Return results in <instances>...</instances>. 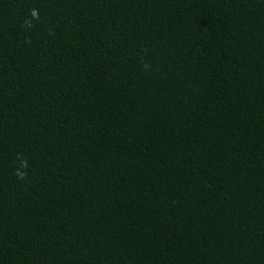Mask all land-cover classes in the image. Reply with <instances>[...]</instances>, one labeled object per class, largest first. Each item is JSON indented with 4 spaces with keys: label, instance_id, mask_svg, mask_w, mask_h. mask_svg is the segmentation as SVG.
I'll list each match as a JSON object with an SVG mask.
<instances>
[{
    "label": "trees",
    "instance_id": "trees-1",
    "mask_svg": "<svg viewBox=\"0 0 264 264\" xmlns=\"http://www.w3.org/2000/svg\"><path fill=\"white\" fill-rule=\"evenodd\" d=\"M0 264H264V0H0Z\"/></svg>",
    "mask_w": 264,
    "mask_h": 264
}]
</instances>
